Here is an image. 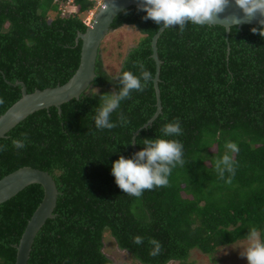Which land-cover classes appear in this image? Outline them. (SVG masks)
Wrapping results in <instances>:
<instances>
[{"label": "trees", "instance_id": "1", "mask_svg": "<svg viewBox=\"0 0 264 264\" xmlns=\"http://www.w3.org/2000/svg\"><path fill=\"white\" fill-rule=\"evenodd\" d=\"M73 2L76 12L61 15L53 0H0V115L21 97L16 81L30 93L63 84L75 72L81 48L75 39L86 30L83 20L94 1ZM137 9L125 8L110 26L130 25L141 34L115 76L103 68L99 49L90 86L101 88L99 94L89 88L60 111H35L0 138L6 146L0 177L31 166L51 174L60 192L55 216L36 234L27 264H114L103 251L106 232L136 264H195L192 249L211 254L246 239L250 227L264 238V37L251 31L260 25L231 26L227 37L222 25L164 29L157 39L161 112L143 127L156 112L152 81L111 114L117 127L97 129L93 109L101 95L118 91L123 71L138 75L139 60L154 77L151 38L160 26ZM121 116L126 125L119 124ZM177 119L183 134L166 138L184 145L185 164L172 170L167 187L139 198L123 193L113 162L131 158L145 147L143 139L162 136L159 129ZM22 133L27 144L17 150L11 141ZM229 141L239 147L235 175L221 179L215 161ZM42 197V186L34 183L0 204V264L15 263L13 245ZM137 235L143 244L133 243ZM150 238L162 245L155 257Z\"/></svg>", "mask_w": 264, "mask_h": 264}, {"label": "clouds", "instance_id": "2", "mask_svg": "<svg viewBox=\"0 0 264 264\" xmlns=\"http://www.w3.org/2000/svg\"><path fill=\"white\" fill-rule=\"evenodd\" d=\"M235 6L239 8L244 19L251 21L264 17V0H234ZM231 5V0H139L138 11L145 12L142 17L145 21L152 20L160 28L178 27L183 33L188 24L204 26L213 24L220 18V14ZM113 6H115L113 2ZM231 19L232 25H239L241 18L237 16L227 17ZM260 27H253L251 31L264 37V19L259 20ZM139 74L131 71H123L116 78L119 84L118 91H112L100 96L98 106L93 110L94 124L97 129H113L117 123L111 121V114L120 107L122 101L131 98L134 91L144 92L149 83L153 81V74L142 61H136L134 65ZM4 100L0 98V104ZM19 119L20 114H15ZM126 118L120 117L119 124L126 125ZM162 136L155 139H143L142 150L134 153L131 158L121 155L114 161L111 173L115 177V183L123 193L141 197L145 190H154L158 187H167L172 170L185 164L184 145L177 139L166 137H177L183 134L179 119L166 123L159 129ZM28 140V134L22 133L21 138L12 139V146L17 149H24ZM133 143V142H132ZM226 152L215 161V171L221 179L225 173L235 175L234 154L239 152V147L234 142H226ZM6 150V146H0V151ZM231 183V178L227 180ZM247 244L241 249L240 256L247 259V264H264V238L256 227H250L245 236ZM133 243L141 245L144 238L134 236ZM149 244L153 246L150 255L157 256L162 248L161 243L155 238H150Z\"/></svg>", "mask_w": 264, "mask_h": 264}, {"label": "water", "instance_id": "3", "mask_svg": "<svg viewBox=\"0 0 264 264\" xmlns=\"http://www.w3.org/2000/svg\"><path fill=\"white\" fill-rule=\"evenodd\" d=\"M113 2L115 6H113ZM138 4L139 0H103L102 4L96 7L90 25L87 26L83 33H77L75 41L76 43L79 40L81 41L79 64L73 75L63 84L44 89H35L33 92L28 93L25 84L21 81H16L14 85L21 87V97L0 115V138L4 137L10 129L35 111L48 109L51 106L57 107L58 111H60L61 104L71 99H78L83 92H86L96 76L95 63L100 44L111 30V23L125 8L138 6ZM231 16L241 18V23L236 25L238 28H241L242 25H259V20L264 19V17L258 16L251 21L245 20L243 12L235 6L234 0H231V5L224 13L220 14V18L215 23L208 25H222L225 28L227 37L230 27L234 26L231 19H226ZM163 31L164 28L159 27L151 38V57L155 61L153 87L156 96V112L143 127L150 125L153 119L161 112L160 91L158 88L161 60L157 54V39ZM17 113L20 114L21 118L18 119L16 117L15 114ZM132 144L134 145V141ZM34 183L42 186L43 197L28 219L18 243L13 245L16 249L14 264H27L36 234L47 219L55 216L54 208L60 192L51 174L31 166L19 167L0 177V204L15 196L26 186Z\"/></svg>", "mask_w": 264, "mask_h": 264}, {"label": "rangeland", "instance_id": "4", "mask_svg": "<svg viewBox=\"0 0 264 264\" xmlns=\"http://www.w3.org/2000/svg\"><path fill=\"white\" fill-rule=\"evenodd\" d=\"M140 37L141 34L137 29L130 25H123L120 28L111 30L105 36L100 45V54L103 68L110 76L116 75L127 49L135 45ZM101 90V88L93 86L89 89L94 94H99ZM103 242V251L113 260L114 264H136L126 251L117 247L109 232L105 233ZM246 244V239L239 240L235 243L221 246L211 254L192 249L189 259L195 264H247V259L240 256V251ZM168 264H176V262H169Z\"/></svg>", "mask_w": 264, "mask_h": 264}, {"label": "built area", "instance_id": "5", "mask_svg": "<svg viewBox=\"0 0 264 264\" xmlns=\"http://www.w3.org/2000/svg\"><path fill=\"white\" fill-rule=\"evenodd\" d=\"M74 0H53L54 3L58 4V10L61 15H70L76 12V7L74 5ZM94 1V7L90 9L84 18V23L88 26L93 19V13L95 12L97 6L101 5L103 0H90ZM97 5V6H96Z\"/></svg>", "mask_w": 264, "mask_h": 264}]
</instances>
